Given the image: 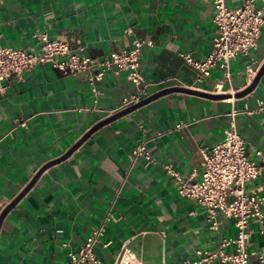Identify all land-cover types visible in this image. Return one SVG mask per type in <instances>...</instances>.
<instances>
[{"label": "crops", "instance_id": "crops-1", "mask_svg": "<svg viewBox=\"0 0 264 264\" xmlns=\"http://www.w3.org/2000/svg\"><path fill=\"white\" fill-rule=\"evenodd\" d=\"M212 18L210 0H0L1 46L34 45L38 30L102 60L140 39L149 96L190 84L213 94L222 83L226 91L222 98L169 91L92 130L136 91L126 71L107 72L97 94L83 73L63 74L50 63L21 78L8 76L0 89V214L17 201L0 222V264H68V251L78 250L103 222L95 253L105 264L124 244L144 264H183L196 249L215 250L222 237L235 235L232 219L221 218L218 230L211 229L203 209L177 192L164 167L183 180L200 179V149L223 138L232 110L248 156L256 159L255 150L264 155V114L255 111L264 98V72L250 92L235 96L264 63V26L256 48L230 62V81L217 66L197 82L196 70L180 54L193 60L208 55L216 34ZM22 120L26 127L18 126ZM141 141L153 157L147 165L130 160ZM248 188L264 194V173ZM247 228L250 248L264 250V221L250 219Z\"/></svg>", "mask_w": 264, "mask_h": 264}, {"label": "built area", "instance_id": "built-area-1", "mask_svg": "<svg viewBox=\"0 0 264 264\" xmlns=\"http://www.w3.org/2000/svg\"><path fill=\"white\" fill-rule=\"evenodd\" d=\"M260 2L259 5H256ZM213 6L212 21L216 34L212 39V48L202 60H193L181 53L188 64L196 70L195 81L200 82L210 76L214 67L222 69L223 78L231 80L230 62L239 54L247 56L256 48L257 38L264 26V0H242L234 8L226 5V0H210ZM34 45L27 48L0 45V89L3 81L10 75L21 78L24 71L37 65L50 63L63 74L83 73L86 81L97 94V83L107 72L118 74L126 71V77L136 87L113 109L112 115L149 96L148 84L143 80L140 68V51L144 41L134 39L132 46L112 51L102 60L87 55H79L67 40L50 39L46 32L33 31ZM152 45L151 41L145 42ZM249 76L254 71L247 69ZM194 88L193 85H185ZM222 83H218L213 94H224ZM256 112L264 114V98L257 100ZM232 110L228 124L223 130V138L210 149L201 148L202 174L198 180H183L170 165L164 167L177 183V192L194 200L206 214L210 228L218 230L221 218L232 219L236 233L232 237H222L215 250L196 249L194 258L183 264H264V250L250 248V219L264 221V194L250 190L248 184L264 173V155L255 150L256 159L248 156V146L238 131ZM26 127V121L18 123ZM182 126L178 123L176 128ZM15 129L13 127L7 133ZM142 158L145 165L153 161L146 142L137 143L131 150L130 160ZM105 229L103 222L94 227L78 250H69L68 264H105L95 253L99 237ZM66 246V243L62 244ZM232 246L230 250L227 248ZM255 260L251 261V257ZM112 264H144L134 251L124 244ZM164 264V263H162Z\"/></svg>", "mask_w": 264, "mask_h": 264}, {"label": "water", "instance_id": "water-1", "mask_svg": "<svg viewBox=\"0 0 264 264\" xmlns=\"http://www.w3.org/2000/svg\"><path fill=\"white\" fill-rule=\"evenodd\" d=\"M263 72H264V63H263V64L261 65V67L258 69V71H257V73H256V75H255V77H254V79H253V81H252L247 87H245V88L242 89L241 91L237 92V93L235 94V96H236V97H238V96H242V95H245V94H247L248 92H250V91L255 87V85L257 84V82H258V80H259V78H260V76L262 75ZM178 90H179V91H188V92H193V93H199V94H205V95L210 96V97H213V98H222V97H225V96H226L225 94H210V93H205V92H201V91H197V90H193V89H189V88L173 87V88L165 89V90H162V91H160V92H158V93H156V94H154V95H151V96H149V97H147V98H145V99L139 101L138 103H135V104H133V105H131V106L125 108V109H122V110H120V111H118V112H116V113H114V114L108 116L107 118H105V119H103L102 121H100L99 123H97V124L92 128V130L98 128L99 126H101V125L104 124V123H107V122H109V121L115 119V118L118 117V116H121V115H123V114H125V113H127V112H129V111H131V110H133V109H135L136 107H138V106H140V105H142V104L148 102L149 100H151V99H153V98H155V97H157V96H159V95H161V94H163V93H166V92H169V91H178ZM92 130H91V131H92ZM91 131H89V132H91ZM76 146H77V144H75V145H74L69 151H67V153H65V155H63V157L58 158V159H57L56 161H54L53 163H56V162L60 161L62 158H64L65 156H67V155H68V154H69V153H70V152H71ZM53 163H49V165H50V164H53ZM19 196H20V195H19ZM16 201H17V199H15L12 203H10L9 205H7V206L2 210V212H1V214H0V222H1L2 218L5 216V214L9 211V209L15 204Z\"/></svg>", "mask_w": 264, "mask_h": 264}]
</instances>
